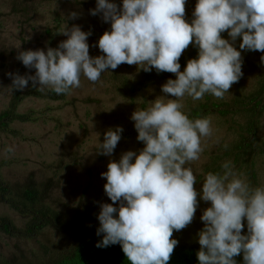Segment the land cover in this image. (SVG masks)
<instances>
[{
	"label": "clouds",
	"instance_id": "1",
	"mask_svg": "<svg viewBox=\"0 0 264 264\" xmlns=\"http://www.w3.org/2000/svg\"><path fill=\"white\" fill-rule=\"evenodd\" d=\"M89 14L110 23L95 45L102 55H89L90 31L66 23L61 35L67 39L57 47L19 52L17 59L35 75L9 73L11 88L23 91L31 81L39 91L50 87L66 94L81 86V76L96 83L121 64L176 76L161 86L165 95L131 115L144 147L138 154L122 153L101 173L112 203L100 205L96 234L103 238L96 247L119 244L128 264H168L178 245L173 233L192 223L199 197L210 203L200 217L199 264H237L234 257L241 253L244 264H264V186L252 187L228 161L222 172L205 174L198 192L197 177L186 165L200 158L212 121L189 119L181 103L185 95L223 99L243 75L241 51L264 53V0H197L190 23L186 0H122L120 6L96 0ZM77 18L79 13H69L68 19ZM224 32L229 39L222 38ZM237 38L241 51L234 47ZM190 45L198 48L197 58L180 71L179 60ZM122 132V127L109 128L97 154L111 156Z\"/></svg>",
	"mask_w": 264,
	"mask_h": 264
},
{
	"label": "rangeland",
	"instance_id": "2",
	"mask_svg": "<svg viewBox=\"0 0 264 264\" xmlns=\"http://www.w3.org/2000/svg\"><path fill=\"white\" fill-rule=\"evenodd\" d=\"M110 2L122 5V0ZM196 2L197 0H186V11L193 13ZM95 7L96 0H44L43 4L39 3V0H0V113L7 110L13 92L16 91L11 88L12 80L8 74L35 75V69L25 68L17 59L19 52L57 47L61 41L67 39L61 35L66 23L69 27L76 24L82 31H90L92 34L87 41L89 55H102L95 45L99 37L110 30V23H104L99 14H89V10ZM71 12L79 13V18L68 19ZM57 22L59 36L51 38L45 30L53 29ZM240 42L238 38L234 44L238 51H241ZM187 52L188 48L183 54ZM262 56L264 53L254 51L253 56L242 66L243 75L236 83L241 95H248L258 89V83L264 75ZM184 67L181 66L180 71H183ZM115 70L125 77L136 76L142 71L136 65L129 68L127 64H121ZM111 71L112 69H108L102 73L100 81L96 83L81 76V86L70 89L63 100L53 101L27 96L18 102L16 112L28 114V120H12L7 122V126H0V176L12 190L34 185L40 193L42 192V203L67 218L74 217V213H80L82 208L95 202L94 217L97 219L100 205L112 203L104 192L106 180L101 177V173L107 171L110 161L118 162L122 153L133 151L138 154L144 147L142 142L136 139L137 132L131 115L136 109L149 107V102L158 96L165 95L161 92V86L166 81L157 80L127 98L123 92L119 93L115 84L108 79ZM172 77L176 79L175 75ZM236 84L232 85L223 99L210 95L211 101L219 103L231 100ZM30 86L31 81L20 92L24 93ZM204 101V97L201 100H193L185 95L181 100L184 113L187 115L198 102ZM217 111L211 110L206 115L211 117L213 132L211 137L202 141L203 151L200 158L186 165L192 168L197 177L194 187L198 192L202 188L206 174L204 168L210 162V156L223 155L222 145L237 138V125L244 121L242 114L223 117ZM259 121L258 137L263 141L264 114ZM116 127H122L123 132L113 154L98 155V143L103 142L104 133L109 128ZM254 167L255 181L249 180L242 166H235V170L243 174L252 187L264 186V155L256 156ZM4 201L0 198V218L10 221L15 230H12L11 235L0 231V261H10L11 264H42L45 256L49 255L47 252L44 256L43 249H49L53 244L64 248L69 245L66 244L64 235L51 226L44 227L36 235L24 234L23 230L30 218L10 208L5 196ZM198 201L199 206L189 226L203 225L200 217L203 210L210 207V203L200 200L199 197Z\"/></svg>",
	"mask_w": 264,
	"mask_h": 264
},
{
	"label": "trees",
	"instance_id": "3",
	"mask_svg": "<svg viewBox=\"0 0 264 264\" xmlns=\"http://www.w3.org/2000/svg\"><path fill=\"white\" fill-rule=\"evenodd\" d=\"M26 1L22 0V2ZM43 2L44 0H39V3L43 4ZM185 19L187 22H191L193 19L192 11H186ZM45 31L51 38L58 37V22L53 29H46ZM222 38H229L227 32L222 33ZM188 49L189 52L184 53L179 60L181 66H186L189 59L197 58L198 48L195 45H190ZM253 54L254 51H242V66L249 61ZM109 74L108 79L115 84L116 90L119 93L123 92L127 98H131L135 93L142 91L143 88L145 89L157 80L167 81L168 79H175L172 77L174 74L166 72L157 73L155 69H152L150 72L139 71V74L136 76L127 75L125 77L119 75L117 70H112ZM258 86V89H255L254 92H250L248 95H241L239 93V85L236 84L233 98L219 103L211 101V94H205V101L198 102L189 110L187 116L193 120L206 116L211 110H218L217 112L223 117L238 114H242L244 117L243 123L239 126L237 125V130L233 129L237 138L222 145V149L224 150L223 155L210 156V162L204 168L205 173L222 172V165L231 160L232 164L238 166V168L242 166L249 180L255 181V158L257 155H264V140L262 141L258 137L260 130L259 119L264 114V75L259 81ZM37 87H33L32 85L24 93L17 90L13 92L9 107L0 113V126H7V122L12 120H19L21 122L28 120V114H18L16 112L18 102L27 96L60 101L67 94H56L50 87H46L44 91H39L36 89ZM225 145H227V148H225ZM224 159L227 160L224 161ZM10 195H13L15 198ZM4 196L10 208L30 218V221L25 225V229L23 230L24 234L29 236L36 235L44 227L51 226L52 229L64 235L66 244L69 245L64 248L53 244L51 248L43 249L42 254L45 256V253L48 252L49 255L48 257L45 256L42 264H128L119 244L110 245L106 248L96 247V244L103 238V234L100 236L96 234L100 225L98 219L94 217L96 213V209H94L95 202H92L93 204L90 206L82 208L80 213H74V217L67 218L57 213V210L43 204L42 192L40 193L34 185H26L17 190H12L0 176V198L3 201ZM244 225L242 234L247 233L246 220L244 221ZM203 227L204 225H194L187 226L178 232L174 231L172 238L178 241V245L175 247L168 264H199L196 255L200 249L197 234ZM12 230H15V226L7 219L0 218V231L11 235ZM22 259L24 260V258ZM234 259L237 264H244L242 253L234 257ZM0 264H11V262L5 260L0 261Z\"/></svg>",
	"mask_w": 264,
	"mask_h": 264
}]
</instances>
